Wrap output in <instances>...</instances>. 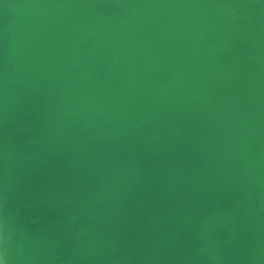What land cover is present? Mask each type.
I'll return each instance as SVG.
<instances>
[{"label":"water","instance_id":"95a60500","mask_svg":"<svg viewBox=\"0 0 264 264\" xmlns=\"http://www.w3.org/2000/svg\"><path fill=\"white\" fill-rule=\"evenodd\" d=\"M0 264H264V0H0Z\"/></svg>","mask_w":264,"mask_h":264}]
</instances>
